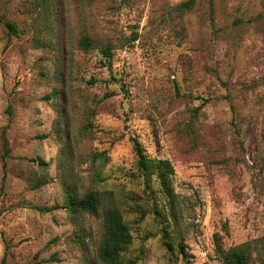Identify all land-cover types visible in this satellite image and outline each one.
Returning <instances> with one entry per match:
<instances>
[{
  "label": "rangeland",
  "instance_id": "obj_1",
  "mask_svg": "<svg viewBox=\"0 0 264 264\" xmlns=\"http://www.w3.org/2000/svg\"><path fill=\"white\" fill-rule=\"evenodd\" d=\"M187 1L0 0V264H104L114 204L129 264H223L215 234L264 264V0ZM135 142L173 165L175 218Z\"/></svg>",
  "mask_w": 264,
  "mask_h": 264
},
{
  "label": "trees",
  "instance_id": "obj_2",
  "mask_svg": "<svg viewBox=\"0 0 264 264\" xmlns=\"http://www.w3.org/2000/svg\"><path fill=\"white\" fill-rule=\"evenodd\" d=\"M194 4V0H189L183 4L185 9L190 8ZM0 23L8 30L10 36H18L20 30L15 23L4 21L0 17ZM82 45L88 48L92 45L88 38L83 39ZM104 54L110 59L112 58L111 48L103 50ZM8 152V150H7ZM135 152L137 154L138 173L146 178H155L160 184V190L164 196V203L159 208L158 202H155V212L159 215L169 213L171 217L176 216V202L173 191L172 177L175 174L173 165L169 160L153 159L148 157L141 149L139 144L135 142ZM40 165H45L40 162ZM134 177L139 175L134 174ZM100 181H105L101 179ZM101 197L97 191H89L83 196H78L77 192L70 186L66 191V209L72 214L86 213L90 215H98L101 207ZM141 219H144L150 209L142 210ZM167 216V215H166ZM104 235L103 241L98 249V259L104 264H129L126 256L127 251L134 242V230L131 222H129L123 211L116 204L106 208L103 215ZM165 233H168L167 231ZM169 239V236L167 237ZM216 252L220 255L223 264H251L252 248L248 244H241L226 249L221 241L219 234L214 235ZM165 246L170 251L174 250L173 243L166 241ZM184 253V252H183ZM187 264H190L187 262Z\"/></svg>",
  "mask_w": 264,
  "mask_h": 264
}]
</instances>
